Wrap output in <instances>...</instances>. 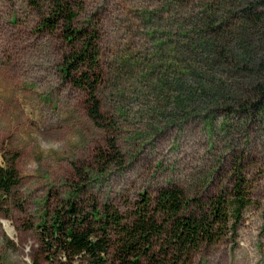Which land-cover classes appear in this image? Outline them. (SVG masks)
<instances>
[{
  "label": "rangeland",
  "instance_id": "rangeland-1",
  "mask_svg": "<svg viewBox=\"0 0 264 264\" xmlns=\"http://www.w3.org/2000/svg\"><path fill=\"white\" fill-rule=\"evenodd\" d=\"M66 1L74 28L96 37L97 101L110 129L93 124L84 93L62 78L67 46L38 31L46 4L0 0V166L12 161L17 177L0 192V264H70L38 239L40 221L61 205L108 204L123 215L166 187L203 204L230 192L235 168L251 202L234 233L191 264H264V98L254 95L264 29L247 23L246 3ZM107 138L121 165L101 172L94 155Z\"/></svg>",
  "mask_w": 264,
  "mask_h": 264
},
{
  "label": "trees",
  "instance_id": "trees-1",
  "mask_svg": "<svg viewBox=\"0 0 264 264\" xmlns=\"http://www.w3.org/2000/svg\"><path fill=\"white\" fill-rule=\"evenodd\" d=\"M242 1L247 23L264 29V0ZM39 2L46 6L38 31L58 32L68 49L59 65L62 78L84 93L86 113L93 124L109 132L97 101L101 71L95 35L74 28L76 12L66 0ZM208 45L203 41L198 44L203 49ZM157 48L158 54L165 52L160 44ZM173 51L170 49V54ZM254 87V95L264 98V80ZM247 108L261 111L257 104ZM94 162L102 165L101 172L111 164L121 165L113 140L106 139ZM75 173L82 174L79 170ZM234 180L228 194L223 192L203 204L187 200L176 187H166L152 198L140 195L123 215L108 204L101 209L61 205L38 224L40 248L53 255L60 253L70 264H191L194 255L234 233L241 210L250 204L249 187L238 168ZM16 184L13 162L0 166V192L5 194Z\"/></svg>",
  "mask_w": 264,
  "mask_h": 264
}]
</instances>
